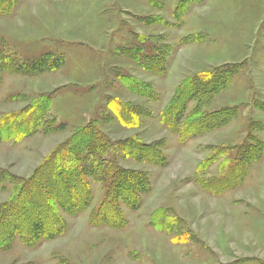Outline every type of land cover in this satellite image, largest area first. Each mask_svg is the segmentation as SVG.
Here are the masks:
<instances>
[{
    "label": "rangeland",
    "instance_id": "1",
    "mask_svg": "<svg viewBox=\"0 0 264 264\" xmlns=\"http://www.w3.org/2000/svg\"><path fill=\"white\" fill-rule=\"evenodd\" d=\"M9 1L8 12L0 14V67L6 56L23 63L47 52L64 62L34 75L1 69L0 120L44 96L52 100L36 133L19 142L0 140V175L29 178L55 146L92 120L112 140L133 136L145 144L162 142L158 150L166 165L120 157L122 168L146 173L151 186L138 209L120 205L123 228L90 223L101 194L100 185L93 184L94 200L86 211L60 214L63 234L33 247L16 239L0 251V264H264V152L237 187L220 195L197 182L217 174L221 160L197 173L213 148L237 146L249 134L264 144V0H202L180 19L174 11L181 0H156L161 7L151 0ZM157 16L160 23H144ZM135 35L148 39L147 54L157 48L167 52L161 75L117 52L132 47ZM223 68L236 71L203 111L234 109L235 116L180 144L161 124V113L185 78ZM119 74L151 85L155 97L130 93ZM108 97L143 110L141 125L122 126L107 107ZM48 126L61 129L49 132ZM12 190L0 178V204ZM157 210L180 219L171 233L151 223Z\"/></svg>",
    "mask_w": 264,
    "mask_h": 264
},
{
    "label": "trees",
    "instance_id": "2",
    "mask_svg": "<svg viewBox=\"0 0 264 264\" xmlns=\"http://www.w3.org/2000/svg\"><path fill=\"white\" fill-rule=\"evenodd\" d=\"M201 1L181 0L175 8V18L180 19L190 4ZM150 3L161 7L156 0ZM10 6L12 4L9 0H0V14H6ZM144 19L147 25L161 22L158 16L155 19ZM134 38L136 43L132 47H118L117 52L132 60L142 70L161 75L167 53L165 49L157 48L155 54H147L145 45L148 39L139 35ZM4 60L6 66L0 67V71L4 69L10 73L28 75L56 69L64 62L63 58L51 52L41 54L30 62L18 63L9 56ZM234 70L236 68L201 72L185 78L179 85L161 113L160 122L178 137L180 144L226 125L235 116L234 109L214 114L203 111L213 95L230 84ZM118 76L130 93L148 99L155 97L151 85L130 75ZM51 98L44 96L0 120V140L19 142L36 133L40 125L45 124L43 119L51 105ZM192 101L195 104L187 112V105ZM106 103L122 126L133 129L141 125L138 118L145 114L143 110L116 98L108 97ZM48 129L52 132L61 128L48 126ZM246 138L237 146L213 148L210 156L198 164L197 173L200 174L221 160L213 178H198L197 182L203 189L217 196L243 181L249 167L258 162L264 152L262 142L250 134ZM161 143L145 144L133 136L112 140L100 129L99 122L92 120L75 128L64 141L55 146L29 178L20 179L2 173L0 178L8 180L13 190L8 200L0 204V251L11 248L16 239L33 247L41 241L63 234L65 228L60 214L76 216L86 211L94 200L93 184L100 185L101 194L97 205L90 212V223L94 226L123 228L126 220L120 205L124 204L131 210L138 209L142 196L150 192L151 186L146 173L122 168L119 159L123 157L153 166H165L164 156L158 150ZM179 221L178 218L169 217L167 210H157L151 216V223L168 233L175 229Z\"/></svg>",
    "mask_w": 264,
    "mask_h": 264
}]
</instances>
